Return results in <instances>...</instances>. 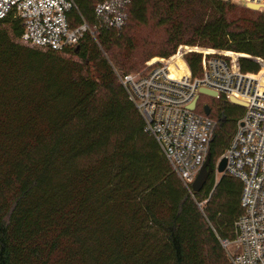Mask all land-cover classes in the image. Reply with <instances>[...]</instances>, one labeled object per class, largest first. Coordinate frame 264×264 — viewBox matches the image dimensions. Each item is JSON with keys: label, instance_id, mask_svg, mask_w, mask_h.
<instances>
[{"label": "trees", "instance_id": "1", "mask_svg": "<svg viewBox=\"0 0 264 264\" xmlns=\"http://www.w3.org/2000/svg\"><path fill=\"white\" fill-rule=\"evenodd\" d=\"M103 1L74 0L75 22L84 19L94 36L61 51L23 44L21 21L0 19V264H232L221 240L233 237L243 211L242 182L216 176L215 166L244 107L208 96L211 171L191 194L116 72L167 58L180 44L264 60V12L227 0H129L116 30L99 23ZM150 23L164 36L139 61L133 30ZM185 60L201 74L200 53ZM239 65L260 70L249 57Z\"/></svg>", "mask_w": 264, "mask_h": 264}, {"label": "built area", "instance_id": "2", "mask_svg": "<svg viewBox=\"0 0 264 264\" xmlns=\"http://www.w3.org/2000/svg\"><path fill=\"white\" fill-rule=\"evenodd\" d=\"M232 1V0H227ZM264 12V0H240ZM129 0H106L95 5L100 25L120 29L126 20ZM78 14L74 0H0V19L21 21L20 42L29 46L61 51L76 46L86 32L94 33ZM186 51H191L188 49ZM150 65L145 72L117 77L134 104L145 132L153 136L182 184L192 194V182L205 162L216 121L197 110L199 88L214 91L215 98L245 103L244 112L222 157L223 173L242 182V213L233 224V237L221 244L232 264H264V60L257 73L243 72L238 52H200L201 74L190 70L172 76L169 64L185 52ZM198 51V50H197ZM196 99V100H195ZM195 100L194 107L189 108ZM220 160V159H219Z\"/></svg>", "mask_w": 264, "mask_h": 264}, {"label": "rangeland", "instance_id": "3", "mask_svg": "<svg viewBox=\"0 0 264 264\" xmlns=\"http://www.w3.org/2000/svg\"><path fill=\"white\" fill-rule=\"evenodd\" d=\"M230 2L238 5L239 7L247 9L248 11L262 12L258 9L253 10V9L248 8L247 6L243 5V3L240 0H232ZM163 36H164L163 29L155 26L153 23H150L148 25H136L134 27V30H133V38H134L133 42L135 45L133 54L135 56V59L141 61L142 59H144L150 55H155L156 54L155 51L158 48L159 43L162 41ZM187 48L191 49V51L198 52V53L203 52V51H208V50H213L215 52H218V51L236 52L233 50H218V49H213L210 47H202V46H198V45L190 46V45L180 44L177 47L174 54L178 53L179 51L184 52L187 50ZM191 51H186L185 54H183V57H180L181 60L184 61L185 70H189V67H188L186 60H185V55L187 52H191ZM238 53H241V52H238ZM174 54H172V55H174ZM200 54H202V53H200ZM241 54H244L241 57H249V58L254 59V57L250 56L249 54H246V53H241ZM69 56L76 59V56H74V55H69ZM171 56H169L167 58L160 57V56H153V57L149 58L148 60L144 61L142 64L140 63V66L137 69L131 70V71H129V73L134 74V73H139V72H145L150 68V65H148L149 63L152 62L151 65H154V64L158 63L160 60H168ZM171 62H170L171 64H169V71H170V73L175 72V75H177L178 70L182 68L180 61L173 59ZM200 101L201 102L205 101L204 104H208V106L211 105L213 107V110L215 109V101L209 102V97L207 95L202 94ZM219 159L217 160V162L219 161ZM215 174H216V176H219L221 173H218L215 170Z\"/></svg>", "mask_w": 264, "mask_h": 264}, {"label": "water", "instance_id": "4", "mask_svg": "<svg viewBox=\"0 0 264 264\" xmlns=\"http://www.w3.org/2000/svg\"><path fill=\"white\" fill-rule=\"evenodd\" d=\"M247 7L250 8V9H253V10H257L256 5L249 4V5H247ZM199 92L201 94H204V95H207V96H210V97H214L216 95V93L214 91H211V90H209L207 88H203V87L199 88ZM197 98H198V96H196V99ZM195 100H193L191 102V104L189 105L190 109H192L194 107ZM230 102L234 103V104H237V105H240V106H244L245 105L244 102H242L240 100H237L236 98H232V97L230 98ZM203 112L206 115H208L210 113V108H209V106L207 104L203 105ZM225 165H226V158L222 157L217 162V164L215 166V170L218 173H223L224 169H225ZM210 171H211V166H210V163H209V158L207 157L205 162L201 166L199 172L197 173L196 177L194 178V180L192 182L193 191H198V190L201 189V187L203 186L204 182L206 181Z\"/></svg>", "mask_w": 264, "mask_h": 264}, {"label": "bare ground", "instance_id": "5", "mask_svg": "<svg viewBox=\"0 0 264 264\" xmlns=\"http://www.w3.org/2000/svg\"><path fill=\"white\" fill-rule=\"evenodd\" d=\"M176 60L177 61H180V64H181V69H179L178 70V74L177 75H179L182 71H185V64H184V61L183 60H181V58L180 57H176ZM172 63V62H171ZM170 63V64H171ZM172 74V76H177V75H175V72L174 73H171Z\"/></svg>", "mask_w": 264, "mask_h": 264}]
</instances>
